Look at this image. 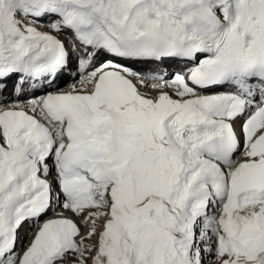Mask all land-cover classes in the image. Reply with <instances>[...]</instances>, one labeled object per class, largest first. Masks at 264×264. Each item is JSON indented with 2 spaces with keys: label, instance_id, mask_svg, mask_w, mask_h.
<instances>
[{
  "label": "snow or ice",
  "instance_id": "1",
  "mask_svg": "<svg viewBox=\"0 0 264 264\" xmlns=\"http://www.w3.org/2000/svg\"><path fill=\"white\" fill-rule=\"evenodd\" d=\"M0 264H264V0H0Z\"/></svg>",
  "mask_w": 264,
  "mask_h": 264
},
{
  "label": "bare ground",
  "instance_id": "2",
  "mask_svg": "<svg viewBox=\"0 0 264 264\" xmlns=\"http://www.w3.org/2000/svg\"><path fill=\"white\" fill-rule=\"evenodd\" d=\"M64 37H61V39H63ZM131 64V63H130ZM131 66L133 68H135L136 70L138 71H141V70H144V69H149L151 67H153V64H131ZM56 89L52 90V91H55ZM155 93H153L154 95ZM66 218H69V219H73L78 225L80 224V220L79 218L73 216L72 214H68V213H65L63 214ZM48 218H57V216H47L45 218H42L41 219V222H43V220H46ZM36 229L32 226L31 223H26L19 231V239L17 241V245H16V249L18 252H21L24 250L25 246L27 243L30 242L31 240V236L34 235ZM81 231L86 233L87 232V229L84 228L83 226H81ZM31 234V235H30ZM211 257H206V260L210 261Z\"/></svg>",
  "mask_w": 264,
  "mask_h": 264
}]
</instances>
